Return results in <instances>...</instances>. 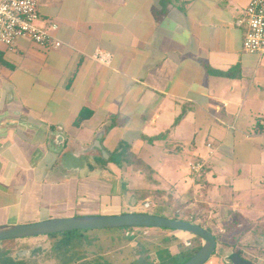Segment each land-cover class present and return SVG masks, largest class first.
Instances as JSON below:
<instances>
[{"label": "crops", "instance_id": "crops-1", "mask_svg": "<svg viewBox=\"0 0 264 264\" xmlns=\"http://www.w3.org/2000/svg\"><path fill=\"white\" fill-rule=\"evenodd\" d=\"M33 1L60 46L0 43V227L125 200L264 229V56L237 25L250 0ZM167 235L171 255L197 246Z\"/></svg>", "mask_w": 264, "mask_h": 264}, {"label": "rangeland", "instance_id": "rangeland-1", "mask_svg": "<svg viewBox=\"0 0 264 264\" xmlns=\"http://www.w3.org/2000/svg\"><path fill=\"white\" fill-rule=\"evenodd\" d=\"M180 185H184V184L182 183L177 186L175 185L173 186L174 188L172 191L173 192L172 195H174L175 192L183 193L184 188H182ZM246 199L247 200L249 199L248 195ZM129 203H130L129 201L126 202L124 200L122 207V214L140 212V213L152 214L160 217L164 216L162 213L157 212V210H155L154 208L145 210L142 208V205H139L138 212L137 211L134 212L133 208L129 206ZM81 209L80 210L76 209L70 215L75 217L86 215L87 213L85 211H82ZM204 211L203 214L205 216L204 217L205 219H203L201 225L206 229H208L215 237H217L215 252L210 257V259H212L215 256H217L218 258L220 257L223 258L228 256L230 253H235L236 251L240 250L242 252L241 257L243 258V260L255 262V259H253L252 256H250L252 254L256 255L257 257H261L262 260H264V241H263L264 229L261 227L262 226L261 223L232 224L222 221L214 222V219L208 217L209 215H207L206 213L208 211L206 212ZM94 212L98 213V210L97 211L94 210ZM104 212L111 213L112 211L105 210ZM55 215L56 214H50V216L53 217ZM100 216H112V215L102 214ZM171 216L172 215H168L169 218H172ZM58 217H62V216H57V218ZM214 218L217 219V217ZM229 225L231 226L227 229ZM255 229L258 231H256ZM124 230L126 229L118 228V229L83 230V231L54 234L53 237H49L50 236L49 235V236H38V237H31L25 239H16L11 241H1L0 253L3 251L14 253V256H18L20 259L25 260L29 264H62L60 258L52 254L53 246L59 240L63 242L64 241L67 242L71 240L69 243L74 248V251L78 252L76 253V255L84 254V257L79 261L78 260L75 261V257H74L72 264H87V263L92 264L94 260L99 261L102 264L105 263L130 264L135 259H138L139 256L143 257L142 261L144 262V264H148L145 257H149L150 261L156 263L155 259L157 260V257H159L160 254L163 257L167 256L163 254V251L167 247V243L169 242H165V241L163 242V240L166 236H168L167 233L170 232L169 230L159 229V228H141V227L134 228L133 231H128V232L127 231L123 232ZM143 230L148 232V234L146 235L142 234ZM219 230H222L220 231L221 232L220 234H219ZM219 235L220 238L218 237ZM129 237H132V240H128ZM190 238H191L190 241L193 240V242L196 243L197 245L200 243L199 239L194 237H190ZM172 250L173 252L178 251L177 249L174 248ZM191 254H192L191 249L184 250L183 254H181V258L175 264H183L188 260ZM155 263L149 262V264H155ZM206 264H213V262L208 261Z\"/></svg>", "mask_w": 264, "mask_h": 264}, {"label": "water", "instance_id": "water-1", "mask_svg": "<svg viewBox=\"0 0 264 264\" xmlns=\"http://www.w3.org/2000/svg\"><path fill=\"white\" fill-rule=\"evenodd\" d=\"M159 228L188 233L200 240L199 250L183 264H205L214 254L217 241L214 235L203 226L190 221L160 217L146 213H129L112 216H79L50 219L30 224L8 225L0 227V242L49 236L59 233L118 229V228ZM225 264H253L243 260L236 253L224 258Z\"/></svg>", "mask_w": 264, "mask_h": 264}, {"label": "built area", "instance_id": "built-area-1", "mask_svg": "<svg viewBox=\"0 0 264 264\" xmlns=\"http://www.w3.org/2000/svg\"><path fill=\"white\" fill-rule=\"evenodd\" d=\"M38 12L33 0H0V43L12 49L16 40L25 38L44 48H57L60 42L54 39L50 30L37 26ZM237 25H245L243 50L250 54L264 56V0H250L243 18ZM100 62H107L108 56L98 54ZM204 161H194L189 164L191 172L198 174L203 171ZM148 204H144L148 208ZM190 247V242H185Z\"/></svg>", "mask_w": 264, "mask_h": 264}, {"label": "trees", "instance_id": "trees-1", "mask_svg": "<svg viewBox=\"0 0 264 264\" xmlns=\"http://www.w3.org/2000/svg\"><path fill=\"white\" fill-rule=\"evenodd\" d=\"M121 148H123V146H120ZM173 219H178V216H173ZM193 223H195L194 221H192ZM196 224V223H195ZM200 225V224H198ZM231 225H229L227 227V229L230 227ZM126 230H124L123 232H128V231H133L134 228L129 227V228H125ZM166 230V229H165ZM256 230V229H255ZM173 231V230H170ZM258 231V230H256ZM74 232V231H73ZM67 233V232H66ZM127 234V233H126ZM220 234V233H219ZM54 235H50L49 237H53ZM192 236V235H191ZM194 237V236H192ZM215 237V236H214ZM220 238V235L218 236ZM196 238V237H194ZM218 238V239H219ZM170 239L172 238H167L165 237L163 241L168 242L170 241ZM198 239V238H197ZM215 239L217 240V237H215ZM128 240H132V237H129ZM71 240L67 241V242H63L61 240L57 241V243L54 244L53 246V251L52 254L56 255L57 257L60 258L62 264H72L73 263V258L75 257V261H79L84 257V254H78L76 255V251H74V248L72 247V245L69 243ZM264 241V240H263ZM199 245H197L196 247H183L177 254L171 255L169 254V251L166 249H164L163 254L167 255L166 257H163L161 254L159 255V257H157V260L155 259V262L150 261L149 257H145V259L147 260V263L149 264V262L151 263H155V264H175L180 258H181V254H183L184 250H188L191 249L192 254L194 255L198 250H199ZM236 254H238L239 256H241V251L238 250L235 252ZM76 255V256H75ZM190 255V256H191ZM189 256V258H190ZM72 257V258H71ZM188 258V259H189ZM143 257L139 256L138 259H135L132 263L130 264H144V262L142 261ZM0 264H29L28 262H26L23 259H20L18 256H14V253H9V252H1L0 253ZM87 264H91V263H87ZM92 264H102L99 261L94 260L92 262ZM106 264V263H105Z\"/></svg>", "mask_w": 264, "mask_h": 264}, {"label": "flooded vegetation", "instance_id": "flooded-vegetation-1", "mask_svg": "<svg viewBox=\"0 0 264 264\" xmlns=\"http://www.w3.org/2000/svg\"><path fill=\"white\" fill-rule=\"evenodd\" d=\"M231 254V253H230ZM242 258V257H241ZM243 259V258H242Z\"/></svg>", "mask_w": 264, "mask_h": 264}]
</instances>
